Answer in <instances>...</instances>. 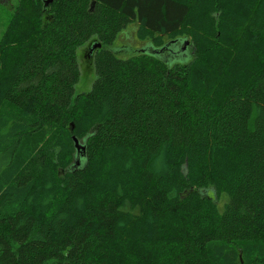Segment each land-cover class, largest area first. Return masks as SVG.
<instances>
[{"label":"trees","instance_id":"1","mask_svg":"<svg viewBox=\"0 0 264 264\" xmlns=\"http://www.w3.org/2000/svg\"><path fill=\"white\" fill-rule=\"evenodd\" d=\"M44 3L0 35V264H264V0Z\"/></svg>","mask_w":264,"mask_h":264},{"label":"rangeland","instance_id":"2","mask_svg":"<svg viewBox=\"0 0 264 264\" xmlns=\"http://www.w3.org/2000/svg\"><path fill=\"white\" fill-rule=\"evenodd\" d=\"M16 2L17 0H0V35L8 22ZM135 29V24L129 25L120 32L114 44H112V47L116 49L119 55L126 56L135 49V51L139 50L146 44V41L139 40L136 37ZM93 42L94 38H91L77 48L76 54L79 66V79L74 87L75 93L89 90L95 78L92 62L93 52L90 50Z\"/></svg>","mask_w":264,"mask_h":264},{"label":"water","instance_id":"3","mask_svg":"<svg viewBox=\"0 0 264 264\" xmlns=\"http://www.w3.org/2000/svg\"><path fill=\"white\" fill-rule=\"evenodd\" d=\"M48 4V0H45L44 6L46 7ZM182 49H180L181 51H183V55L181 57H187L188 56V52H185V49L187 48V46L189 45L190 41L188 39H182ZM100 43L98 42H93V44L90 47V50L95 49L96 47H99ZM73 141H74V146L76 149V164H79L82 161V158H84V151H85V147L84 144L77 139L76 137H73Z\"/></svg>","mask_w":264,"mask_h":264},{"label":"flooded vegetation","instance_id":"4","mask_svg":"<svg viewBox=\"0 0 264 264\" xmlns=\"http://www.w3.org/2000/svg\"><path fill=\"white\" fill-rule=\"evenodd\" d=\"M92 52H93V50H92Z\"/></svg>","mask_w":264,"mask_h":264}]
</instances>
